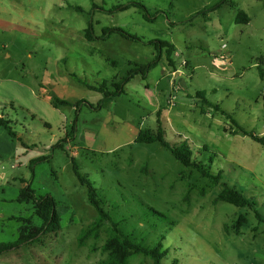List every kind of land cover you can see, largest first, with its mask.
I'll return each instance as SVG.
<instances>
[{"label":"rangeland","instance_id":"obj_1","mask_svg":"<svg viewBox=\"0 0 264 264\" xmlns=\"http://www.w3.org/2000/svg\"><path fill=\"white\" fill-rule=\"evenodd\" d=\"M151 41L172 46L173 66ZM154 61L145 78H130ZM0 114L16 134L0 125V243L43 225L34 200L18 201L27 187L51 195L58 215V229L0 254V264L108 258L109 222L79 243L98 213L74 165L114 221L138 242L162 244L163 264H264L255 216L264 217V147L242 133L264 136V0H0ZM159 122L169 143L187 141L253 209L215 203L222 185L159 143L136 142Z\"/></svg>","mask_w":264,"mask_h":264},{"label":"trees","instance_id":"obj_2","mask_svg":"<svg viewBox=\"0 0 264 264\" xmlns=\"http://www.w3.org/2000/svg\"><path fill=\"white\" fill-rule=\"evenodd\" d=\"M127 8L128 7H120L119 9L121 11H125L127 10ZM248 20L249 19L247 15L243 12H240L236 19L238 23L241 21L247 22ZM90 31L91 27L86 32V38L87 40L92 41L93 37ZM107 32L110 35L114 33L119 34L121 37L130 41L143 42V39L131 35L123 29H110ZM148 44L155 46L156 51L159 53V56L163 51H165L168 55L169 63L173 66V61L171 60L173 49L169 43L163 41H151ZM155 66L156 61L148 64L147 66L141 67L139 70H134L131 72L130 78L132 79L138 74L145 78L149 71L152 70ZM56 105H68V103L65 101H57ZM216 110H218V108H216ZM224 115L226 114L224 113ZM227 117L230 118V116ZM0 125L5 128L10 136H12L13 138L16 137V134L12 131L10 123L4 118H0ZM242 133L251 138L254 142L264 147V136H256L244 130H242ZM136 142L148 144L159 143L164 149L170 152V154L177 162L187 168L196 170L203 178L209 179L215 186L222 185V190L216 198L215 203L225 202L241 209H253V207L255 206V204L249 198H247V196L243 192L238 191L228 184L222 183V174L220 172L214 173L212 171L211 165L197 162L194 159L193 149L190 147L187 141H183L181 143L173 145L169 143L166 140V133L160 122L158 123V128L156 131L140 132ZM44 160L46 159H36L32 161V164ZM74 170L80 182L87 187L88 200L98 213V218L95 220V222L81 233L79 237L80 245L83 246L90 237H94L97 239L99 237L100 229L106 222H109L112 228V235L108 238L105 245L103 246V251L108 254V258L99 264H129L130 259L136 255H142L150 258L153 264H163V260L167 255V251H163L162 244L158 243L153 246H148L143 242H138L135 238H133V236L123 227H121L119 223L114 221L111 215L105 210L104 203L100 199L98 190L90 183L89 180H87L86 178H82L79 175L76 165H74ZM30 200L35 201V214L43 221V225L39 228L33 229L28 236H20V238L13 243H0V254L18 247L31 238L38 237L43 233H48L58 229V215L56 212V202L54 198L51 195L36 198L34 191L30 187H27L21 191L18 201L26 202ZM147 211L153 213L154 215L161 216L163 218V221L165 220V222L169 221L164 216V214L152 208H149ZM255 216L260 223L264 224V217L261 214L255 211ZM243 221L244 218L241 217L239 224L241 225ZM26 222H29V220L27 219Z\"/></svg>","mask_w":264,"mask_h":264},{"label":"built area","instance_id":"obj_3","mask_svg":"<svg viewBox=\"0 0 264 264\" xmlns=\"http://www.w3.org/2000/svg\"><path fill=\"white\" fill-rule=\"evenodd\" d=\"M217 62L223 64L225 62V59H217ZM170 103H172V105H175L174 102H172V100H170Z\"/></svg>","mask_w":264,"mask_h":264},{"label":"crops","instance_id":"obj_4","mask_svg":"<svg viewBox=\"0 0 264 264\" xmlns=\"http://www.w3.org/2000/svg\"><path fill=\"white\" fill-rule=\"evenodd\" d=\"M0 118H4L2 114H0ZM5 119V118H4Z\"/></svg>","mask_w":264,"mask_h":264}]
</instances>
